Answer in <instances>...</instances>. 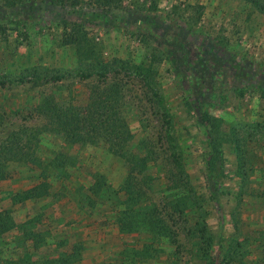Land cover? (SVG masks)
I'll use <instances>...</instances> for the list:
<instances>
[{"label":"rangeland","instance_id":"374dc122","mask_svg":"<svg viewBox=\"0 0 264 264\" xmlns=\"http://www.w3.org/2000/svg\"><path fill=\"white\" fill-rule=\"evenodd\" d=\"M58 10L26 12L0 0V212L13 223L0 235V264H46L36 250L58 244L97 264H209L216 255L221 264H264V12L244 0H123L110 9ZM82 10L100 15L86 19L98 22L88 31L108 65L102 80L87 77L102 72L96 62L63 44L62 19L79 22ZM95 85L120 93L127 149L148 158L133 191L146 198L140 206H155L176 244L169 233L138 226L121 247L110 216L125 207L128 163L103 142L72 144L51 130L42 106L53 100L85 109ZM208 87L204 111L220 121L224 152L216 200L205 180V127L186 105ZM42 182L47 195L14 202ZM102 185L100 197L84 200Z\"/></svg>","mask_w":264,"mask_h":264},{"label":"trees","instance_id":"16d2710c","mask_svg":"<svg viewBox=\"0 0 264 264\" xmlns=\"http://www.w3.org/2000/svg\"><path fill=\"white\" fill-rule=\"evenodd\" d=\"M7 8L23 7L26 12L39 11L45 5V9L49 11L59 12L58 6L69 4L72 7H90L92 9H110L119 6L123 0H3ZM249 2L261 12H264V5L259 4V0H244ZM81 15L80 21L70 22L66 18L62 19L63 27V44L73 45L76 47V55L79 60L92 63L96 62V67L101 70L96 72H88L87 77L96 75L99 80H102L109 73L108 65L102 62L100 57V48L98 43L89 39V31L92 27L97 26L98 22L95 19H86L87 16L100 17L96 11L87 12L82 10L78 12ZM62 14H64L62 12ZM1 16V15H0ZM88 17V18H90ZM5 24L4 18L0 17V26ZM185 47L184 44L181 45ZM185 48H183L184 51ZM194 61L196 65L202 66V59L198 56ZM193 57V58H194ZM178 68L185 69L182 58L179 56L176 59ZM207 92L199 91L194 93L193 98H189L186 102L191 113L198 117V120L205 127V135L209 148V154L206 161L205 180L208 185V190L216 200L220 184L222 182L224 170V152L222 148V139L220 137V121L204 111L212 98L211 88H207ZM121 97L120 93L113 88H101L95 85L90 89V102L85 109H79L74 105L63 106L56 104L53 100L46 102L42 106V110L49 117L51 130L55 133L62 134L69 143L72 144H95L103 142L109 152L116 157L124 159L128 163L129 172L125 180L122 192L127 197L123 205V210L114 214L115 220L122 234H134L138 226H145L151 235H163L169 233V238L173 234L171 229L164 223L156 214L154 208H145L140 206L146 198L139 192L135 194L132 188L131 181L136 175L144 174L147 168V155L142 154L143 149H140L139 154H132L127 149L129 138V130L126 123L121 118ZM97 182V181H96ZM103 187H98L97 190H91L84 200L93 201V197H100L103 193ZM49 187L47 182H42L37 186L17 193L13 196L14 202L36 199L47 195ZM92 192V193H91ZM93 196V197H92ZM219 203V202H218ZM13 228L12 220L8 212H0V235L7 233ZM177 241L173 237L171 244H176ZM221 243L220 241L218 242ZM221 249V247L219 246ZM216 257L209 264H221L217 262ZM70 259L59 260V263H66ZM222 260H225V256ZM227 264V263H226Z\"/></svg>","mask_w":264,"mask_h":264},{"label":"crops","instance_id":"0c3cea01","mask_svg":"<svg viewBox=\"0 0 264 264\" xmlns=\"http://www.w3.org/2000/svg\"><path fill=\"white\" fill-rule=\"evenodd\" d=\"M234 27V26H232ZM244 27H242V31H243ZM240 30V28H239ZM72 201H74L72 199ZM82 208H80V211H83L81 210ZM110 218L115 222L116 224V229L118 231V237H119V242H120V245L122 247V244L124 243V240L123 238L128 236V235H133V234H122L120 232V229H119V226L115 220V217H114V214H113V217L110 216ZM46 239H48V237H46ZM25 240H28V239H25ZM24 240V241H25ZM19 241H22L23 242V238H20ZM36 249H38V247H36ZM102 249H100L101 251ZM37 253H39V255L43 258L44 261H46V264H97V262L93 261L92 259H90V257H88L84 251L77 253V252H74L73 250H70V251H66V250H63L62 249V246L60 244L56 245L53 250L51 251H45V250H41V251H37ZM74 255V257H73ZM77 255V257H76ZM22 257H26V254H24ZM67 258V257H70V260L68 262H64V263H59L58 261L59 260H62ZM97 257V256H96Z\"/></svg>","mask_w":264,"mask_h":264}]
</instances>
